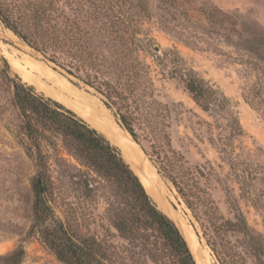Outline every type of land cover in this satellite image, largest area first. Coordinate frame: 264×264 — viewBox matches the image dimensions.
<instances>
[{
    "label": "trees",
    "instance_id": "16d2710c",
    "mask_svg": "<svg viewBox=\"0 0 264 264\" xmlns=\"http://www.w3.org/2000/svg\"><path fill=\"white\" fill-rule=\"evenodd\" d=\"M58 2L40 0L26 14L14 10L11 0H0V24L105 99V107L115 110L120 127L159 176L172 184L209 243L213 231L209 221L217 225V209L209 198L204 199V192L190 178L187 162L171 147L168 122L162 114L168 109L155 98V80L146 55L153 54V62L178 81L202 111L226 112L231 134L241 135L228 99L177 52H151L154 40L139 36L143 22L152 19L150 0H72V16L57 8ZM158 2V24L172 38L192 47H199L203 40L208 46L217 41L234 49L235 56L228 58L254 72L249 94L264 104V30L238 13L206 7L200 0ZM66 47L74 50V58L65 61L61 53ZM4 78L13 90L12 103L21 123L17 141L36 168L30 233L62 264H123V260L129 264H197L177 225L148 195L117 146L16 75L5 74ZM64 185L83 200L103 198L106 221L124 242L123 256L111 254L94 237L78 234L56 214ZM228 200L234 220H222L218 229L247 236L256 263L264 264L263 238L251 234L235 199ZM23 257V250L17 249L5 259L7 264H19Z\"/></svg>",
    "mask_w": 264,
    "mask_h": 264
},
{
    "label": "rangeland",
    "instance_id": "374dc122",
    "mask_svg": "<svg viewBox=\"0 0 264 264\" xmlns=\"http://www.w3.org/2000/svg\"><path fill=\"white\" fill-rule=\"evenodd\" d=\"M11 1L14 10L28 14L35 10V4L40 0ZM200 2L206 7L238 13L264 30V0H200ZM55 6L67 16H72L71 8H74L75 4L72 0H59ZM158 7V0H150L152 19L143 22L140 38L154 40L152 53L157 52L155 48L162 53L170 50L177 52L199 77L218 88L228 99L230 112L238 120L242 130L241 135L231 134L229 115L226 112L202 111L183 86L175 79L169 78L153 62L151 57L153 54H147V61L151 65L155 80V98L168 109V113L163 110L162 114L168 122L171 147L187 162L190 178L193 179L196 188L204 192V199L209 198L217 209V225L213 226L212 221H209L213 230L209 243L200 223L187 209L172 184L158 174L167 186L160 187L163 189L160 191L166 199L169 213L179 212L181 214L179 221L189 229L188 236L196 237L195 243L198 242L201 246L202 259L206 260L203 264H257L252 255V243L247 236L218 229L222 220H234V212L228 200V197H232L251 234L260 235L264 240V104L253 100L249 94L255 82L254 72L238 61H231L228 56H235L234 49L223 42L215 41L213 45L208 46L200 40L199 47H192L166 34L157 21V14L160 13ZM0 29V264H7L5 258L17 249L24 252L23 260L19 264H62L38 236L30 233L34 203L32 181L36 168L17 141L21 123L12 103L13 90L4 76L9 74L14 78L16 75L22 83L30 84L23 82L5 53L14 52L16 54L14 58L18 59L17 55L22 52L33 59L45 62L77 91L93 96L96 104L104 108H96L100 117L119 130L121 127L115 110L106 108L103 103L105 99L94 89L46 60L42 54L27 46L19 38L13 37L1 24ZM73 51L72 48H64L61 53L62 60L74 58ZM33 87L38 93L55 99L72 110L60 96L57 98ZM85 110L89 117L109 127L99 116L87 108ZM91 127L104 135L98 126ZM154 171L157 174L155 166ZM60 192L63 203L61 200L56 214L65 219L78 234L94 237L103 242L111 254L123 256L124 242L117 237L106 221L103 198L99 195L95 200H83L66 185L62 186ZM191 239L188 238V243L192 241ZM195 261L200 264L196 259ZM122 263L129 264L127 260H123Z\"/></svg>",
    "mask_w": 264,
    "mask_h": 264
},
{
    "label": "bare ground",
    "instance_id": "6f19581e",
    "mask_svg": "<svg viewBox=\"0 0 264 264\" xmlns=\"http://www.w3.org/2000/svg\"><path fill=\"white\" fill-rule=\"evenodd\" d=\"M5 31L9 32V34L15 37L10 30L6 29ZM5 54L7 55L9 63L11 64L13 69H15L23 79V82H27L30 85L35 86L37 89L45 91L50 95H54L57 98L58 96H60V99L68 104L72 108L73 112H76L77 115H79L87 123L91 124V126H98L100 129H102L107 139L112 144L121 149L122 156L130 165L134 173L139 177L148 195L157 204L158 208H160L164 213L172 218V220L175 222L180 232L182 233L184 239L186 240L194 258L200 264H203L206 260L203 261L202 259V248L198 242L195 243L196 237L192 235L188 236L189 229L179 221L181 219V214L179 212L169 213L170 211H168L166 206V199L164 198L163 193H161L160 191L163 190L160 187L166 185L160 179L158 173L156 174V172L154 171L153 164L149 161V159L144 157L140 147L130 139L126 132H124L121 128L120 131L116 126H111L109 122L99 116L96 108H104L100 104L99 106L96 104V99L90 94L82 92L79 89V91H77L71 83H69L57 71L46 65L45 62L33 59L30 55L22 52H19V55H17V57H19L18 59L14 58V52L13 54H10L8 52H6ZM86 108L90 110L91 113L93 112L96 116H99L101 121L105 125H108L110 128L99 124L97 121L89 117L86 113ZM135 166H138L140 168L143 166L150 179L143 176L135 168ZM188 238H192L191 240L193 242L190 241L188 243Z\"/></svg>",
    "mask_w": 264,
    "mask_h": 264
},
{
    "label": "water",
    "instance_id": "95a60500",
    "mask_svg": "<svg viewBox=\"0 0 264 264\" xmlns=\"http://www.w3.org/2000/svg\"><path fill=\"white\" fill-rule=\"evenodd\" d=\"M156 51H158V48H155ZM126 132V131H125ZM126 134L130 137V139L133 141V139L131 138V136L126 132ZM134 142V141H133ZM111 143V142H110ZM135 143V142H134ZM136 144V143H135ZM141 149V148H140ZM142 151V150H141ZM143 153V151H142ZM144 157L148 159V157L143 153ZM124 158V157H123ZM135 168L145 177H147L148 179H150L148 177L147 172L145 171L144 167L142 166L141 168L138 166H135ZM138 177V176H137Z\"/></svg>",
    "mask_w": 264,
    "mask_h": 264
}]
</instances>
